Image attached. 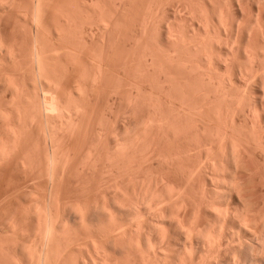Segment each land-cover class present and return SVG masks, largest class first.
<instances>
[{"label": "bare ground", "instance_id": "obj_1", "mask_svg": "<svg viewBox=\"0 0 264 264\" xmlns=\"http://www.w3.org/2000/svg\"><path fill=\"white\" fill-rule=\"evenodd\" d=\"M81 1L83 2L84 0ZM81 1L80 3L76 2V4L79 3V5H82ZM96 1H94L95 3L94 2L92 3L94 8L95 6H97ZM143 1L144 0H115L116 6L114 5L113 7L115 9L114 10L110 9V11H113V13H109V15L111 14L108 17L110 19H107V21L111 20L110 22H112V25L115 28L118 27L124 28L123 26L125 25L127 26L131 25L134 27V24L140 27L139 31H137L139 28L135 30L138 32L136 33V35L138 34V36H136L137 38L135 36H130V34L134 33L133 31H131L130 28H128L129 30H127L126 27L124 31L122 29L121 30L119 29L120 31H118L117 29L114 28L115 33L118 35V37H116L118 40L116 39V41L119 42L121 39L122 44H125L129 40L128 37H131L129 42L132 41L133 37H135V41L133 39L134 42L132 43V46H135L133 47L135 48V50L130 48V50L127 51V53L121 54L120 50L124 52L128 47V45H126L128 43H126L125 48L123 49L120 48V50L118 48L119 51L117 52L118 54L116 53H112V54H116L115 56L116 58H119V56L122 55L120 57L121 59L120 58L119 59L123 60L124 64L120 67L121 68L120 71L123 72V76L128 78L127 80L130 82V84L129 82H127L128 85L129 86L131 85L130 87L128 86L125 87L126 84L124 82L121 83L125 85L119 83V81L117 80H119V78L122 77L119 76V78L116 79V82L120 84L121 86L120 89H124L122 87L124 86L125 88H130L131 90H133L131 87H134V89L136 90V92H134V90L131 91L130 89H124L125 91L123 92V95H120V96H124L126 99L125 102V105H127L126 108H129V106H131L130 108H134L135 110L136 108L143 109L147 107V109L149 108V112H151L150 114H152L151 115L152 117L147 119V122L146 120L142 119L143 121H141L140 123H138L139 121L137 119L138 122H136V124L137 123L138 124L136 125V128L134 127L135 130L134 129L133 131L132 129L130 131L127 130V132L130 134L128 137H127L128 133L125 134L123 133L126 136V138H124L125 136H123L124 139L123 141V139L119 137L121 139V142L119 140L118 143L116 142L117 144L115 143L117 145V148L116 146H114L116 153H114L113 155L108 154L112 156L106 157L109 158L108 160H110V165H108V169H110L111 167L110 169L111 171L106 169L108 173L110 171L109 173L111 174L110 177L116 176V178H118L117 180L115 177L114 178L112 177L113 179H115L114 182L116 184H118L117 181H119V179L121 180L119 181L120 184V185L118 184L119 186H116L115 183L113 185L116 186L113 187L116 188L115 193L114 191L112 192L111 191L112 189L110 188L112 194H115V195L109 194V196L112 195L111 198L114 196L112 198V201L110 200H109L110 202L105 201L109 198H107L106 194H104V196H106L105 197L106 199L104 198V201L108 203L95 201L96 203L95 204L93 203L94 205H90L91 203L90 204H87V202L79 203L77 201V203L79 204L74 205L73 208L71 207L76 212L75 217L77 218L76 224L78 226H81L82 228L84 227L85 229V227L87 226L89 227V223L90 224L98 223L100 225L101 224L105 225V227L103 226L104 229L102 230V235L106 239L104 238L105 241L103 242L100 241L104 243V245H102L103 247L102 250H104V252L103 251L101 252L105 254L103 256V254L101 253L103 257L99 258V260L91 256L93 258L92 261L94 260L93 262L91 261V263L92 264H264V198H262L263 200L261 201L260 198L259 200H256L257 197L254 198L253 196H256L257 193H255L254 188H252V191L250 189L253 183L255 184L254 185L255 189H257L259 187L258 186L256 188V182L258 179L255 178L260 177L261 179L264 176V169L262 170L259 169V168H263V166L261 165H264V0H178L181 1L180 3L182 4L184 3L181 6L183 7L181 8L182 10L180 11L175 10V12L172 13V15H170L169 17L167 16V20H165V22L162 23L160 21L161 23L158 24L159 29L157 27L158 29L157 31H153V30L148 31V28L150 27L148 25L152 24V26L153 25L155 26V23L147 19L146 17H150V19L152 18V20L153 18H156L160 14L159 11L162 10V8L164 7L163 3L165 2V0H155L154 3L148 4L149 7L148 5H146V3L144 4L146 0L144 2ZM14 2L11 1V3H9L11 4L9 5L10 9L14 8L12 7V4ZM48 2H50V4H48ZM55 2L50 0L49 1L36 0V2H34L35 7L33 9L32 19L35 20V22L33 21V23H35L36 29L39 26L41 27L40 21L43 17L42 15L46 14L45 11L47 10V7L48 6L51 7V5H53V3L55 4ZM99 2L100 0L98 1V5L101 3ZM0 3L3 5L2 7L6 6L5 3L4 4L3 2ZM46 3L48 5H46ZM86 3L88 4V1H86ZM194 3L196 4L200 3V4L199 5L197 4V7L195 8L196 4L194 5ZM15 4L16 3H14L13 6ZM143 4L147 8H144L145 6ZM79 5H77L76 8L74 7V9H69L68 10L69 13L66 12L68 14V15L66 14L67 19H69V21L67 20L68 22L74 19L75 16L82 14L80 12L82 11L83 8L84 9L82 12L91 11V9L89 8H91L92 5L88 4V6L90 7L85 8L84 6L86 5L83 4V7L80 6L82 7L81 10L80 8H78ZM102 7L104 6L102 5ZM102 7H101V11L106 12L103 10L104 8ZM98 9L100 10V8ZM164 10H166V8H164ZM164 10L161 11L163 15L166 14L165 12H167V11L164 12ZM183 10L186 12L188 11L190 15H192L191 12L193 11L194 12L193 16L196 15L193 18H196L197 20L195 21L197 22L195 23L192 20L193 22L191 21L189 23L188 22L189 18L188 16H186V13L185 14L182 13ZM190 15L189 17H191ZM88 17L90 19L91 16ZM124 17L126 19H124ZM172 18H174V21L172 20ZM185 20H187L186 22L188 23H186ZM72 21L70 23H72ZM77 22L76 25H78ZM110 22H106V23L103 22V24L106 26L108 25L107 23H109L110 25H108L107 27L110 28L112 26ZM180 22H185V23H180ZM63 24L62 26L58 25L59 27L58 26L57 27L58 29L61 28L63 29V31H65L64 30L65 26H63ZM68 25H72V27L74 28V23ZM68 25L65 27V29L67 30L69 29ZM105 26L103 28H107ZM41 29L39 30L42 31ZM111 30L110 33H112ZM69 31H71V29H69ZM115 33L113 32L112 34L115 35ZM84 34L85 32L83 33V35ZM84 36L86 37V35ZM115 46H117V43ZM41 48L42 47H40V49ZM112 48L109 47V50ZM37 49L40 50L38 47ZM99 50H97L98 53ZM102 50L103 49H101V52ZM133 51L137 53H134ZM33 52L35 51L31 52L33 55L30 54L31 57H29V59L33 58L32 56L35 55L36 52L35 53ZM94 52L96 51L94 50ZM89 53L90 52H88V54ZM112 54L111 56L108 55L110 56V58L108 57L109 59L112 58L114 59V55L112 57ZM38 56L34 58H38ZM91 57L92 55H90V58ZM68 58H70V55L69 57L67 56V59ZM108 58L107 61H109ZM113 59L111 60V62L113 61ZM119 59L117 60L119 61ZM33 60L35 59H32L31 63ZM40 60L42 61V59L41 58L38 59L39 63H41ZM99 60L97 59L96 61ZM74 61L75 60H73V64L79 63V62L74 63ZM118 61L115 63H118ZM33 62H34L33 64H35V66L33 65L35 70L37 64L35 63V61ZM41 64H39L38 67H43L40 66ZM112 66H115V64H113ZM85 67L84 70L86 69ZM97 67H98L97 71L93 73L88 72V70L87 71L83 70L84 71L83 77L85 78V76H88L89 77L88 79H93V81L95 82L94 83L95 86L96 83H98V85L99 84L103 85L104 83L108 82L111 78H113L111 76V73L113 74V71L107 73L109 68L112 69L111 66L108 68L107 65V67L104 66L103 68L102 65H98ZM105 67L108 68L107 71L105 70ZM41 69L42 71L44 70L43 68ZM41 69L39 68V72H42L40 71ZM92 69H90L91 72ZM36 70L38 71V69ZM41 75L42 74L40 73V76ZM122 78L121 80H123ZM117 83L115 84L116 88L111 85L112 86L111 88L113 89L115 88V91L116 89H119L117 88L118 86ZM111 84H114V82H111ZM41 86L44 87V85ZM103 86H106V84ZM77 87L79 88L78 85ZM80 91L82 93V90H79L78 92ZM120 91L118 92L120 93ZM132 105H136L137 107H133ZM75 109L77 111L78 110L80 111L79 106L78 108L75 107L74 111L73 110L72 111L75 112ZM79 111L77 112L78 116H79ZM143 111L145 110L143 109ZM143 111H141V113ZM24 112L20 111L19 109L15 114L16 116L13 115V117L10 116L12 115V113H7V112L0 113V116L4 118L3 120L9 119V117H11L10 120L14 119L15 121V122L11 121V123L8 122L11 125L12 123L15 125L13 126L14 129L13 132L10 127L11 134L12 133L13 134L9 135L10 137L8 138L9 141H6L5 138L0 139L1 141L0 157L6 158L7 156L10 157V155L14 154L15 150L17 151V149L22 144L21 142L25 138L28 128L30 129L34 125L35 122V119L33 118L34 114L32 115V113L29 112L24 113ZM69 112H67V114ZM134 113H130V114H134ZM14 116L17 118L15 119ZM71 120H72L71 117L70 120H66L68 121V123L70 121V125L69 124L68 126L66 125L67 127H69L66 128V133L68 132L70 133V131L73 132L72 130L78 127V126L75 127L73 125L74 122H72L74 120L72 121ZM71 124L74 126V129L72 128L73 126ZM51 125L52 124H50V126ZM60 126L62 127V124ZM131 131L132 133H130ZM64 133L62 134L64 135ZM72 135L71 133L69 134V136ZM65 137L67 136L65 135L64 139ZM60 138H62V136L59 137V139ZM116 138L117 137H115V139ZM43 139L45 140V138ZM64 141L65 140H63V142ZM151 147L152 149H149ZM49 149L50 148H48V150ZM89 150H90V146H89ZM111 150L109 148L108 151ZM115 150L112 152H115ZM50 151H52V149ZM91 152L92 151H89L90 155L92 154ZM57 153H54L52 159H50L51 161L50 165L53 168L52 169L53 174H54L53 170L56 171L55 169L57 168L58 163H61L64 157H66L63 155V159L60 161L58 156L60 157L61 154L56 156ZM98 153L99 155L101 154L100 152ZM88 154L87 156H90ZM93 154L91 156H93ZM87 156L84 157L88 159ZM91 156L90 158L94 157ZM47 158L46 160H48ZM93 159L95 160L94 161L89 160V162L87 161L88 164L90 163V161L91 163L93 161L92 165L98 167L96 164L97 163L99 164V162L102 161V160L100 161L101 157L99 159L98 158L96 159V157H94ZM66 160L68 161V158ZM67 161L65 162L62 161V163H66ZM84 162L85 161H83V163ZM69 163H71V161ZM91 163L89 165H91ZM255 163L258 164L259 166H256ZM155 164H157V166ZM252 164H254V167H252ZM92 165L90 166L91 168ZM38 166L39 165H37V167ZM61 166L59 164V167ZM256 167L259 170H257ZM84 168H86V166ZM97 169L95 170L97 171ZM103 173L104 171L102 170V174ZM56 174L53 175V177H55ZM91 174L94 175V173ZM258 174L263 176L261 177ZM250 178H253L254 180H256V182H254V180ZM247 179H250L253 182L249 180L248 183V181L246 182ZM250 182H252V184ZM257 183L258 184L260 183L263 186L264 182L258 181ZM262 190L264 191V187ZM252 192L255 193L256 195L253 194ZM258 192L260 195H262L260 191ZM57 193L55 195L56 197L54 196L55 198H57ZM81 194L82 193H80V195ZM52 196L50 200L53 199ZM51 202H54V199L53 201L51 200ZM81 202L84 201L82 200ZM74 203L75 202H73V204ZM38 205L39 204H37V206ZM64 206H66V203ZM39 207L41 206L39 205ZM37 209H40L38 211L40 212V214L39 213L38 214L42 216L43 221L42 220L41 221L43 222L45 229H44V234L42 236V234L40 233L43 230L42 231L40 230L42 229L40 224L41 228L39 229V231L41 232H39L38 234L40 237V241L42 238V245L39 251L38 249L36 250L38 253L35 255L36 258L38 259V264H52L51 255H53L52 254L53 249L51 248L52 249L51 251L50 246H52V242H53L52 238L54 237L55 234L54 232H56L55 230L57 229L56 228L57 226L55 225L57 223L55 222L59 219L54 220L55 214L52 211L53 204H50V208H49L46 203V206H44L43 208L36 207V210ZM72 209H70V211ZM72 212L74 211L72 210ZM26 215H29V213L28 214L26 213ZM93 219H95L97 222L96 221L94 222ZM67 221L69 222V220ZM67 221L65 219V222ZM66 227L67 226H65V228ZM119 227L120 228L124 227L125 229L123 228L124 230L122 229V232L118 233L117 229ZM120 228L118 231L121 230ZM76 229L77 227L75 228V231ZM98 231H100V229H98ZM37 232L38 231H36V234ZM100 238L104 240L101 237V235ZM71 239L74 238L72 237ZM28 241L30 240L28 239ZM69 244L71 243L69 242ZM95 244L96 243L94 241V245ZM95 246L97 247V245ZM36 251L34 253H36ZM32 253L33 251H31V254ZM30 255L29 257H32V255L31 256ZM63 255L65 256V254ZM65 257H64L65 260L63 259H59V260L61 262L62 261L66 262L67 258ZM25 258H27V256ZM55 262L53 263L55 264ZM87 262L88 261H85L84 264H90L89 263L90 260L88 263ZM17 263L19 262L17 261Z\"/></svg>", "mask_w": 264, "mask_h": 264}, {"label": "rangeland", "instance_id": "obj_2", "mask_svg": "<svg viewBox=\"0 0 264 264\" xmlns=\"http://www.w3.org/2000/svg\"><path fill=\"white\" fill-rule=\"evenodd\" d=\"M11 1L12 2L15 1L14 3H16L14 6H13L14 3L12 4V7H14L12 9H10V7H9V5H11V4H9V3H11ZM46 1H49V0H46ZM50 1H54V2L57 1V2H55V4L53 3V5H51V7L48 6L50 8V10L48 7H47V10L45 9L47 12L45 11L46 14L42 15L44 18L42 17V19L40 21L41 27L39 26L36 29L35 23H33V21L35 22V20L32 19L33 18L32 13H33V9L35 7L34 2H36V0H0V2H3V4L5 3V5H6V6L2 7L3 5L0 3V113H2V112L12 113V115H10V116L13 117V115H15L16 112L20 109V111H23V112L25 111L24 113L29 112V113H32V115L34 114V116H35V117L33 116V118L35 119L34 125L30 128L32 130H30L28 128L29 131L27 130V133L25 132L26 133L25 138L21 142L23 145L21 144L22 146L20 145V147L17 149V151L15 150V153L13 152L14 154L10 155V157H8V156L7 157L5 156L6 158L0 157V264H16L17 261L19 262L17 264H33V263L38 264V259L36 258L35 254L38 253L36 250L38 249V251H39V249L42 245V238L40 241V237H39L38 233L43 230L40 233L43 236L45 228H44V224L42 222L43 221L42 216H40L39 215L40 212H38L40 209L36 210V207L37 208H41V207L43 208L44 206H46V203H47L49 208H50V204H53V210L52 211L55 214L54 220L59 219L55 222L58 224V225L55 224L57 226L56 227L57 229L55 228L56 229L55 231L57 233L54 232L55 233L54 237H53L54 239L52 238L53 242H52V246H50V250L52 251V249H53V252H52L53 255H51L53 257V258L51 257L52 264H54L53 262H55V261L57 262V263L55 262V264H64V263L73 264V262H74V264H77V261H78V264H84L85 261L89 262V260H90L89 263L92 264L91 261L93 258H96L97 260H99V258H102L105 254V253L103 254L104 250H102V248H103L102 245H104V243H102V242L105 241V239H106L102 235V230L104 229L105 225L104 224L100 225L98 223H96V224H93V223L90 224L89 223V227L87 226L88 228L85 227V229H84V227L82 228L81 226H78L76 224V219H77L75 217L76 212L72 208L74 207V205L79 204V203H86L87 202V204L91 203L90 205H94L96 202H99V201L100 202L112 201V198L114 196L112 198H111V196L115 195V194H112V192L114 191V193H115V189H116L113 187L119 186L120 185L119 181H121V180L119 179V181H117L119 184L118 185L114 182L115 179H113L114 177L116 178V176H114V177L112 176L113 178L110 177L111 174H109V173L111 171L110 170L111 167H110V169H108V165H110V160H108L109 158H106V157H109V156L111 157L114 153H116L114 146H116V148H117L116 144L119 142V140L121 142V139H123V136H125L124 134L128 133L127 130H129V131L131 129H132V131H133V129L135 130L136 125L138 123H140L141 121H143L142 119L146 120V122H147V119L152 117L151 116L152 114H150L151 112H149V108L147 109V107L143 108L145 111H143L142 108H141L142 110L139 108L138 109L136 108L135 110H138V111H135L134 108H130L131 106H129V108H126V106H127V105H125L126 99L124 96H120V95H123V92L125 91L124 89H130V88H125V87L131 86V85L129 86L127 83V82H129L127 80L128 78L123 76V72L120 71L121 70L120 67L124 64V61L120 60L121 59L120 57L122 56L121 55L122 53H127V51H129L130 48L135 50V48H133L135 46H132V43L135 41V37L138 36V34L136 35V33H138L137 31L140 30V27L138 25L134 24V27L131 25L130 26L125 25V26H123L124 28H122V27L115 28V27H113L112 22H110L111 20L107 21V19H110V18H108L111 15V14L109 15V13H113V11H110V9L111 10L115 9V8H113L114 5L116 4L115 0H100L101 3L99 2L100 3L99 5H98L99 0H97V1L96 0H84L83 2L81 0H79V1L78 0H50ZM74 1H75V3H74ZM80 1H81L82 5H79ZM86 1H88L89 5H92V3L94 1H96L97 6H99V7L94 5L95 6V8H94L92 5L93 8L92 7L89 8V9H91L90 12H82L84 9L83 8L82 11L80 12L82 14L78 13L79 15L75 16L74 19H72L75 21L70 20V22L72 21V23L68 22L69 19H67V16H66V14L69 13L68 10L74 9V7L76 8L77 5H79L78 8H80V10H81V8L83 7V4L86 5V6H84L85 8L90 7L86 3ZM154 1L155 0H152V1L146 0L144 2V4L146 3V5H148L149 3H154ZM76 2H79V3L76 4ZM180 2L181 1H178V0L177 1L176 0H165V2L163 3L164 7L162 8V10L159 11L160 14L156 18H153V20H152V18L150 19V17H146L147 19H149L155 23V26L154 25L152 26V24L148 25V26H150L148 28V31H152V30L157 31L159 29L158 24L161 22L162 23L165 22V20H167V16L169 17L170 15H172V13H174L175 10H178V11L182 10L181 8H183V7H181V6L184 3L182 4ZM73 3H74V5H73ZM48 4H50V2H48ZM48 4L46 3V5H48ZM70 4H71V6H70ZM195 4L196 3H194V5ZM197 4L199 5L200 3H197ZM197 4H196L195 8L197 7ZM102 5L104 7H102ZM80 6H82V7H80ZM100 6L102 8H104L103 10L106 12H102ZM148 7H149V5H148ZM98 8H100V10ZM144 8H147V7L145 6ZM164 8H166V10H164ZM62 9H64L65 11ZM93 10H94V12H93ZM163 10H164V12L167 11V12H165L166 14H164V15L161 12ZM71 11H70V13H71ZM62 13L65 15H63ZM83 13H85V14H83ZM182 13H184V14L186 13V16H188V18H189V21H188L189 23L192 20L195 23L197 22V21H195L197 19L193 18L196 16L195 14H194L195 16H193V13H194L193 11L191 12L192 15H190V13L188 11L186 12L184 10ZM143 14H144V12H143ZM188 14L191 17H189ZM61 16H62V19H61ZM80 16H82L83 18ZM88 16H91L90 19ZM124 19H126V18L124 17ZM172 20L174 21V18H172ZM187 20H185V22ZM76 22L78 25H76ZM91 22H92V24H91ZM103 22L104 23L110 22L112 25L111 27H113V28H111V27L108 28L107 26L110 24L107 23L108 25L105 26L103 24ZM185 22H180V23H185ZM188 22H186V23H188ZM63 23L64 24H66V23L73 24L74 23V28L72 27V25H68V24L64 25ZM156 23H157V25H156ZM195 23H193V24H195ZM62 24L65 27L68 25L69 29H71L72 32L69 31V29L68 30L65 29V27H64L65 31H63V29H61V28L58 29V27L62 26ZM43 25H45V26H43ZM104 26L107 28H103ZM157 27H158V29H157ZM189 27H190V24H189ZM114 28L117 29L118 31H120L121 29L124 31L125 28L127 30H129L128 28H130L131 31H133L135 33V34L132 33L133 35L130 34V36H135L132 38V41L129 42L131 37H128L129 40L126 42L128 44L125 43L126 45H128L127 49L125 50L126 52L125 51L123 52L120 50V48L123 49L126 46H125V44H122L121 39L119 42L116 41V39H117L116 37H118V35L115 33ZM39 29H41L42 31H40ZM58 30H59V32H58ZM110 30L112 33L114 32L115 35L110 33ZM135 30H137V31H135ZM131 31H129V32H131ZM84 32H85L84 35H86V37L83 35ZM101 33H103L104 35ZM108 33H109V36L111 35L110 37L108 36ZM93 35H95V36H93ZM112 36H113V38H112ZM114 36H115V38H114ZM92 37H94V38H92ZM109 38H110V40H109ZM133 39H134V41H133ZM111 40H112V42H111ZM116 43H117V46H115ZM110 44H111V46H110ZM120 44H122V45H120ZM83 45H85V46H83ZM86 46H87V48H86ZM112 46H113V48H112ZM37 47L39 49H40V47H42V48L40 50H38ZM109 47H111L114 50H112V49L109 50ZM118 48L121 52V54H120L121 56H119V55H117V56H119L120 59L115 57L116 54H118L117 52H119ZM101 49H103L102 50L103 53L101 52ZM94 50L96 52H94ZM97 50H99V53ZM32 51H35L36 53L33 52V53H35V55L32 56L33 58L29 59V57H31L30 54H32L31 53ZM37 51H38L39 56L37 54ZM80 52L83 54V56ZM88 52H90V53L88 54ZM110 53L111 54L116 53V54H112V57L114 55V59L113 58L112 59H113V61L116 60L115 62H117L118 61L117 59H119L118 63H115L113 61L111 62L112 59H109L111 56ZM134 53H137V52H134ZM66 54H68V55H66ZM84 54H86V55H84ZM87 54H88V56H87ZM69 55H70V58L67 59V56L69 57ZM90 55H92L91 58H90ZM108 55H110V56H108ZM37 56H38V58H34ZM39 57L42 59V61L40 60L42 64L39 63V61H38V59H40ZM97 57H99L100 60ZM107 58L109 59V61H107ZM32 59H35L33 61H35V63L37 64V66L35 67V70H34L35 64H33L34 62L32 61V63H31ZM97 59L99 61H96ZM103 59H104V62H103ZM73 60H75L74 63L75 62H79V63L73 64ZM83 60H84V62H83ZM90 60H91V62H90ZM120 61H122V62H120ZM85 62H86V64H85ZM110 62H111V64H110ZM38 63L41 64L40 66H43V67H38L39 66ZM89 63L90 64L93 63V64L90 65ZM105 63H107V64H105ZM112 63L115 64V66H112L113 65ZM95 65H96V67H95ZM98 65H102L103 68H104V66L107 67V65H108V68L110 66L112 68V69L109 68V70L107 71L108 68L105 67V70L107 71V73H110L113 71V74L111 73V76L113 78L110 77L111 81L109 80L108 82L103 84V85L106 84V86H103L101 84L98 85V83H96V86H95L94 85L95 82L93 81V79H88L89 78L88 76H85V78L83 77L84 71L88 70V72L93 73V72L97 71ZM84 67L86 68L85 70H84ZM39 68L40 69L43 68L45 71L44 70L42 71V69H41L40 71H42L43 73L39 72ZM73 68H74V70H73ZM123 68H122V70H123ZM36 69H38V71ZM79 69H80V71H79ZM90 69H92V72ZM81 70H82V72H81ZM40 73L42 74L41 76H40ZM78 73H79V75H78ZM73 74H74V76H73ZM109 76H110V74H109ZM119 76L120 77L122 76L123 78L122 77L121 78L123 80H121V78H119ZM79 77H81V78H79ZM117 78H119V80H117V81H119V83L124 82L126 84L125 85V84L121 83L122 85H125V87L122 86L124 89H120L121 88L120 84L116 82ZM49 80H50V82H49ZM75 80L77 81L78 84L76 83ZM43 82H45V83H43ZM91 82L93 83V85ZM111 82H114V84H111ZM107 83L110 85H108ZM116 83L120 87L117 86V88H119V89H116V91H115V88H116L115 84ZM22 84L24 87L22 86ZM129 84H130V82H129ZM41 85H44V87ZM77 85L79 86V88L77 87ZM88 85H90V86H88ZM111 85L114 86L115 88L114 89L111 88L112 87ZM16 86H17V88H16ZM93 86H95V87H93ZM77 88L79 90H82V93H81V91L78 92L79 90ZM93 88H95L97 90H95ZM102 88H103V90H102ZM104 88H105V91H104ZM131 88L134 90V92H136L134 87H131ZM117 90L118 91L121 90L120 93ZM130 90H128V91H130ZM133 90H131V91H133ZM87 91H89V92H87ZM113 91H115L117 93H115ZM41 105H42V107H41ZM78 106L80 109V111L78 110L79 116L77 114L78 111L76 109H75V112H73L74 108L75 107L78 108ZM132 106L137 107L136 105H132ZM44 109H45V111H44ZM130 109H131V112H130ZM140 110L143 112L141 113ZM82 111L84 112V114ZM134 111L136 114L134 113ZM67 112H69V113L67 114ZM144 112H146V113H144ZM70 113H71V115H70ZM130 113H134V114H130ZM15 116H14V118L16 119L17 117H15ZM70 117L72 120H74V121L71 120L72 122H74V124L72 122L71 123L75 127L78 126V127H76V129H74V126L71 124L73 126L72 128L74 129V130H72V129L71 130L73 132L75 131L74 133L70 131L71 135L73 134L72 136H69V134H70L69 132H68L69 134L66 133V128H69V127H67L68 124L70 125V121L68 123V121H66V120H70ZM1 118L2 117L0 116V139L5 138L6 141H9L8 140V138H10L9 135L13 134V133L11 134V129L13 132L14 131L13 126H15L13 123H12V125L9 123H11V121L12 122H15V121H14V119L10 120L11 117H9V119H6V120H3L4 118H2V119ZM48 118H49V121H48ZM64 119H66V120H64ZM137 119L139 122L137 121ZM48 122H50V123H48ZM136 122H138V123L136 124ZM50 124H52V125L55 124V125H53L54 126L53 127L52 125L50 126ZM61 124H62V127L60 126ZM129 124H130V126H129ZM10 127H11V129H10ZM57 127H58V130H57ZM44 130H45V132H44ZM25 131H26V129H25ZM132 131L130 133H132ZM61 132L62 133L65 132L66 134L64 133V135H63ZM44 134L46 137L44 136ZM54 134H56V135H54ZM65 135L67 137H65V139H64ZM129 135L130 134L128 133L127 137ZM61 136H62V138L59 139V137H61ZM57 137H58V139H57ZM115 137H117V138L115 139ZM43 138H45L46 142ZM124 138H126V136ZM57 140H58V142H57ZM63 140H65V141L63 142ZM115 140H117V141H115ZM123 141H124V139H123ZM73 143H76V144H73ZM93 145H94V147H93ZM89 146H90V150H89ZM102 146L104 147V149ZM68 147H70V148H68ZM48 148H50V149L48 150ZM109 148H110V150L111 149L112 150L108 151ZM51 149H52V151H50ZM149 149H152V147ZM114 150H115V152H112ZM48 151H49V153H48ZM89 151H92L91 152L92 154L94 153L93 156L96 157V159L97 158L99 159L101 157L100 161L101 160L102 161L99 162V164L98 163L96 164L98 167H96L95 165H92V163L95 159H93L94 157L91 156L92 154L90 155ZM73 152H74V154H73ZM98 152H100L101 154L99 155ZM54 153H57L56 156L61 154L60 157L58 156L60 161L63 159V155L66 157H64V159L62 161H64V162L67 161L66 160L67 158H68V161L66 162L67 164L62 163V161H61L62 164L58 163V166L55 169L57 172L53 170V172H54V174H53L52 173L53 168L50 165V162H51L50 159H52V156L54 155ZM67 154H68V156H67ZM87 154L93 158H90V156H87ZM108 154H112V155H108ZM47 155H49V156H47ZM45 156H46V158L48 157L47 158L48 160H46ZM84 156L85 157L87 156L88 159H86ZM116 158H117V156H116ZM82 159H83V161H85L84 162L85 164L83 163ZM20 160H23V161H20ZM75 160H76V162H75ZM89 160H93L92 163H91V161H90V163L92 165V168L93 167L94 168L96 167L95 169L98 168L97 171L94 168L92 169L90 167L91 166V165H89L90 163L88 164ZM70 161H71V163H69ZM104 161H106V162H104ZM45 162L46 163L48 162V163L46 164ZM86 162H87V165H86ZM104 163H106V164H104ZM59 164H60V166L61 165L62 166L59 167ZM63 164H65L66 166ZM37 165H39V166L37 167ZM47 165H49V166H47ZM155 165L157 166V164H155ZM255 165L259 166L256 163H255ZM85 166H86V168H84ZM103 166H104V169H103ZM105 166H107V167H105ZM261 166H263V168H259V169H261V170L264 169V165H261ZM252 167H254V164H252ZM59 169H61V170H59ZM106 169L110 170L109 173L107 172ZM259 169L257 168V170H259ZM46 170H47V172H46ZM92 170H93V172H92ZM102 170L104 171L103 174H102ZM91 173H94L95 176ZM51 174H53V175L56 174V176L53 177V175H51ZM39 175H41L42 178ZM258 175L261 177L263 176L260 174H258ZM258 175H257V177H258ZM52 177H53V179H52ZM93 177H94V179H93ZM255 177H253V178H255ZM253 178H250V179H253ZM262 178L260 179V177H258L255 179H258L257 182L258 181L264 182V176ZM116 179L118 180V178H116ZM250 179H247L246 182L248 181V183H249ZM250 181H252V180H250ZM252 182H250V183L252 184ZM254 182H256V180H254ZM257 182H256V188L258 186L259 187L257 189H255V186H254L255 184L253 183L252 187L250 186L251 187L250 189L252 191V188H254L255 193H257V195L252 192L253 194L256 195L253 197L254 198L257 197L256 200H259V198H260V201H261V200H263L262 198H264L263 197L264 191L262 190L264 187V183H263V186L259 183L262 186L261 187ZM111 183H113V184H111ZM114 183L116 186H113ZM50 189H51V192H50ZM258 189H260V190H258ZM257 190L260 191V193H262V191H263L262 195H260ZM56 193H57V198H55ZM80 193H82L83 195L82 194L80 195ZM49 194H50V197H49ZM104 194H106L107 198H109V199L104 201V198L106 197V196H104ZM109 194H112V195L109 196ZM51 196L53 197L54 202H51V200L53 201V199L50 200ZM82 200L84 202H81ZM57 201H58V203H57ZM77 201L79 203H77ZM73 202H75V203L73 204ZM108 202H105V203H108ZM65 203H66V206H64ZM37 204H39L41 207H39V205L37 206ZM55 205H57V206H55ZM58 205H59V208H58ZM67 205H69V206H67ZM33 208H34V210H33ZM70 209H72L75 213L72 212V210L70 211ZM62 210H63V212H62ZM34 212L37 214H35ZM56 212H57L58 216L56 215ZM26 213L27 214L29 213V215H31V216L26 215ZM64 214H66V215H64ZM38 215L41 218H39ZM28 216H29V218H28ZM57 217H59V218H57ZM65 219H66V221L69 220V222L68 221L65 222ZM93 220H94V222L96 221L95 219H93ZM64 222L66 223V225ZM71 222H73V223H71ZM40 224H41L42 229H40L41 228ZM65 226H67V227L65 228ZM74 227L75 228L77 227V229H76L77 232L75 231ZM78 227H80V228H78ZM119 228L117 229L118 233L122 232V229L124 227L120 228L121 230L118 231ZM39 229L41 231H39ZM98 229H100L101 232L98 231ZM35 230L38 231L37 234H36ZM71 230H72V232H71ZM79 230H82V231H79ZM30 233H31V235H30ZM100 235L103 239L104 238L105 239L102 240L100 238ZM72 237L74 239H71ZM28 239L31 242L28 241ZM67 239H69V240H67ZM71 240H72V242H71ZM96 240L97 241L99 240V241L97 242ZM94 241H95V243H96L95 245H97V247L94 245ZM100 241H102V242H100ZM69 242L71 244H69ZM37 244H39V245H37ZM53 244H54V247H53ZM100 244H101V246H100ZM59 245H61L62 247ZM32 247H34V248H32ZM80 247H82V248H80ZM100 247H101V249H100ZM97 248H98V250H97ZM31 249H33V250H31ZM59 249H61L62 251ZM34 250L36 251V253H34L35 252ZM31 251H33L32 254H31ZM101 251H103V252H101ZM28 253H30L32 255V257H29L30 254H28ZM58 253L60 254V256ZM71 253H72V255H71ZM101 253L103 254V256L101 255ZM63 254H65L66 257ZM88 254L90 255V257ZM26 256H27V258H25ZM64 257L67 259H66V262L62 261L63 262L62 263L59 259L65 260ZM31 258H32V260H31ZM22 260H24V261H22ZM58 260L60 263L58 262Z\"/></svg>", "mask_w": 264, "mask_h": 264}]
</instances>
